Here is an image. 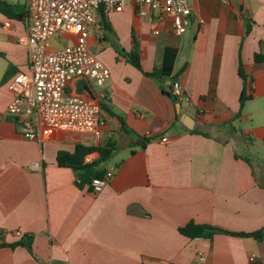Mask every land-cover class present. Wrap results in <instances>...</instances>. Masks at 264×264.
I'll use <instances>...</instances> for the list:
<instances>
[{
    "label": "crops",
    "instance_id": "crops-1",
    "mask_svg": "<svg viewBox=\"0 0 264 264\" xmlns=\"http://www.w3.org/2000/svg\"><path fill=\"white\" fill-rule=\"evenodd\" d=\"M189 3L193 19L182 36L164 14L142 19L131 4L110 14L89 39L111 72L107 101L87 79L66 87L99 102L104 124L94 133L40 125L25 138L7 108L9 82L29 71L18 18L27 0H0V230L8 243L32 237V252L0 247V264H264V240L232 234L264 228V61H255L264 52V0ZM134 36L145 71L177 49L170 77L147 76L117 51L130 50ZM174 81L194 106L163 92ZM108 143L115 149L104 165L114 174L96 194L57 162L77 144ZM190 221L231 233L189 238L179 227Z\"/></svg>",
    "mask_w": 264,
    "mask_h": 264
},
{
    "label": "built area",
    "instance_id": "built-area-1",
    "mask_svg": "<svg viewBox=\"0 0 264 264\" xmlns=\"http://www.w3.org/2000/svg\"><path fill=\"white\" fill-rule=\"evenodd\" d=\"M133 5L142 19H153V12L172 19V32L184 35L191 25L194 11L189 0H27L24 22L26 36L19 42L27 47L29 71L20 72L9 82L12 99L8 112L19 116L23 137L33 138L40 125L63 131L94 133L104 119L101 105L85 97L67 92L68 83L75 78L90 81L97 89L100 100L107 101V86L111 72L107 65L93 54L89 39L100 29V15ZM11 21L4 27H11ZM159 33V31H155ZM73 37L71 43L52 49L50 41L56 36ZM100 38V35L98 36ZM174 98L194 106L191 94L180 82L172 83ZM203 112V109H200ZM139 116L143 114L139 113ZM85 163L94 162L87 154ZM38 169L39 164L32 165ZM114 169L104 178H95L91 193H98L105 182L113 177ZM20 235V231H16Z\"/></svg>",
    "mask_w": 264,
    "mask_h": 264
},
{
    "label": "trees",
    "instance_id": "trees-1",
    "mask_svg": "<svg viewBox=\"0 0 264 264\" xmlns=\"http://www.w3.org/2000/svg\"><path fill=\"white\" fill-rule=\"evenodd\" d=\"M9 8H13L12 5L6 4ZM7 12V11H5ZM25 16H19L18 18L23 19ZM109 16L105 14L100 15V24L106 23ZM251 26L248 25L247 32H250ZM117 51L124 55L129 62H131L135 67L143 71L144 74L147 76L154 77L156 79L162 80L164 77H170L173 73L175 60L177 57V49L175 48H166L164 59L161 64L156 65L153 70L145 71L141 64V48L140 42L137 40L136 36H134L133 46L130 50L126 51L119 45L115 46ZM255 61L256 62H263L264 61V52H257L255 53ZM239 73L244 81V88L241 95V104L244 103L246 99L249 97L247 96V76L243 72L242 68L239 69ZM173 88L169 91L163 90L164 93L174 98ZM175 99V98H174ZM115 149L114 143H108L104 146H86L83 144H77L75 150L73 152H59L57 155V162L60 166L63 167H70L77 172V182L80 186L88 184L91 188V183L95 178L102 179L106 175L108 169L104 165L109 158L111 157L113 150ZM94 151H98L100 153V158L97 161L92 163H85L84 159L85 156L89 153ZM179 231L189 237V238H197V237H213L216 233H231L227 230H224L220 227H216L209 224H201L196 223L194 221L188 222L186 225L179 227ZM239 236L244 237H253L256 240L262 241L264 240V228L253 232H237L232 233ZM17 245H23L27 247V249L32 252V237L27 236L24 239H21L15 243H8L5 240V236L0 230V247L10 246L15 247Z\"/></svg>",
    "mask_w": 264,
    "mask_h": 264
},
{
    "label": "rangeland",
    "instance_id": "rangeland-1",
    "mask_svg": "<svg viewBox=\"0 0 264 264\" xmlns=\"http://www.w3.org/2000/svg\"><path fill=\"white\" fill-rule=\"evenodd\" d=\"M65 42L71 43L69 41V38L66 36H56L55 38H53L50 41V46L52 49H59V48H62L64 46Z\"/></svg>",
    "mask_w": 264,
    "mask_h": 264
},
{
    "label": "water",
    "instance_id": "water-1",
    "mask_svg": "<svg viewBox=\"0 0 264 264\" xmlns=\"http://www.w3.org/2000/svg\"><path fill=\"white\" fill-rule=\"evenodd\" d=\"M179 104L181 105V103H179ZM192 121H193V119L189 115L185 114V123L188 127H191V128L193 127ZM172 130H175V129L173 128Z\"/></svg>",
    "mask_w": 264,
    "mask_h": 264
}]
</instances>
